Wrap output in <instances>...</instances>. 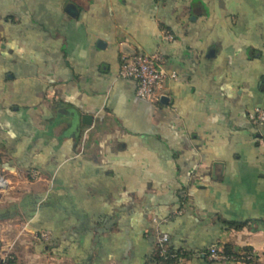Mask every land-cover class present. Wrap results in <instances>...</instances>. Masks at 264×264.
Segmentation results:
<instances>
[{
  "label": "crops",
  "instance_id": "1",
  "mask_svg": "<svg viewBox=\"0 0 264 264\" xmlns=\"http://www.w3.org/2000/svg\"><path fill=\"white\" fill-rule=\"evenodd\" d=\"M155 51L175 77L149 101L120 63ZM254 108L264 0H0V174L36 179L0 201V259L155 264L165 233L163 264H264Z\"/></svg>",
  "mask_w": 264,
  "mask_h": 264
},
{
  "label": "built area",
  "instance_id": "2",
  "mask_svg": "<svg viewBox=\"0 0 264 264\" xmlns=\"http://www.w3.org/2000/svg\"><path fill=\"white\" fill-rule=\"evenodd\" d=\"M167 39H171V35L167 34ZM164 58L159 51L153 53H133L121 55L120 76L122 78L133 79L136 81V95L145 100L158 101L162 97L164 83L167 78H174L173 73L167 74L163 69ZM247 117L251 123L256 126L264 124V109L254 108L247 113ZM0 178L4 179L1 175ZM7 182V181H6ZM8 183H6L7 186ZM4 188V187H0ZM51 233L47 230L38 231L35 238L41 241H48ZM168 236L165 233H157L156 247L160 255H163L166 250ZM206 256L211 261H233L246 262L254 259L253 251H240L235 255H228L223 250L212 246L206 252ZM8 259L12 256L1 258L3 264H8Z\"/></svg>",
  "mask_w": 264,
  "mask_h": 264
},
{
  "label": "rangeland",
  "instance_id": "3",
  "mask_svg": "<svg viewBox=\"0 0 264 264\" xmlns=\"http://www.w3.org/2000/svg\"><path fill=\"white\" fill-rule=\"evenodd\" d=\"M27 171L22 172H16L14 174L10 175H2L0 174L7 184L5 187V184L2 186L4 188H0V201H4L6 198V195H9V197H14V199H19L22 195V192L26 190L29 187V184L31 181L36 180L34 176H31L30 174H27ZM19 191V192H18ZM9 257L12 256V259H8V262H12L13 264H16V258L12 253L8 252ZM11 263V264H12ZM10 264V263H8Z\"/></svg>",
  "mask_w": 264,
  "mask_h": 264
},
{
  "label": "trees",
  "instance_id": "4",
  "mask_svg": "<svg viewBox=\"0 0 264 264\" xmlns=\"http://www.w3.org/2000/svg\"><path fill=\"white\" fill-rule=\"evenodd\" d=\"M45 245L49 244V241L47 242H43ZM168 243V242H167ZM224 253L228 254V255H235L238 253V251H233V250H230V249H226L224 248ZM243 251H249V249H246V250H243ZM166 253H164L163 255H160L159 252H158V248L156 247V244H155V247H154V252H153V259H152V262L154 261L155 264H163V263H167L171 258V254H169L170 252H168L167 250V244H166V250H165ZM248 262V261H246ZM10 264L12 262H9ZM0 264H3V262L1 261L0 259ZM13 264V263H12Z\"/></svg>",
  "mask_w": 264,
  "mask_h": 264
},
{
  "label": "bare ground",
  "instance_id": "5",
  "mask_svg": "<svg viewBox=\"0 0 264 264\" xmlns=\"http://www.w3.org/2000/svg\"><path fill=\"white\" fill-rule=\"evenodd\" d=\"M4 184H5V187H6V182L0 178V187H2Z\"/></svg>",
  "mask_w": 264,
  "mask_h": 264
},
{
  "label": "water",
  "instance_id": "6",
  "mask_svg": "<svg viewBox=\"0 0 264 264\" xmlns=\"http://www.w3.org/2000/svg\"><path fill=\"white\" fill-rule=\"evenodd\" d=\"M84 118L86 119L87 117L85 116Z\"/></svg>",
  "mask_w": 264,
  "mask_h": 264
}]
</instances>
